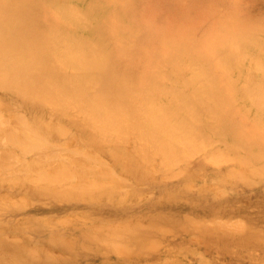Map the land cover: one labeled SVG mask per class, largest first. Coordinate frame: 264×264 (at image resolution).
<instances>
[{
  "label": "bare ground",
  "instance_id": "6f19581e",
  "mask_svg": "<svg viewBox=\"0 0 264 264\" xmlns=\"http://www.w3.org/2000/svg\"><path fill=\"white\" fill-rule=\"evenodd\" d=\"M244 1L0 0V190L17 183V192L46 195L40 209L30 203L34 212L77 202L90 224L89 239L69 242L57 233L34 245L27 223L1 221L26 200L16 208L0 204V263L62 257L76 264L102 255L105 245L116 264H129L132 244L133 263L164 264L167 252L146 253L142 239L98 222L101 208L109 214L101 206L126 199L148 205L140 190L167 182L182 188L163 202L178 197L186 205L196 182V199L214 196L208 176L230 185L243 167L264 171V18ZM74 215L66 235L82 231ZM150 215L155 229L182 223L186 236L194 231L187 216ZM220 217L204 229L208 248L232 243L242 255L253 245L264 249V214L248 217L244 231ZM258 232L263 237L251 242ZM189 247L185 241L183 250Z\"/></svg>",
  "mask_w": 264,
  "mask_h": 264
},
{
  "label": "rangeland",
  "instance_id": "374dc122",
  "mask_svg": "<svg viewBox=\"0 0 264 264\" xmlns=\"http://www.w3.org/2000/svg\"><path fill=\"white\" fill-rule=\"evenodd\" d=\"M242 5L248 7L249 9H254V17L256 19L264 18L263 0H246ZM246 168H248L249 170ZM252 168H255L257 171H255V169L253 170ZM247 171H250L251 173L253 171V173L249 174L250 172L248 173ZM259 172L264 175V171L257 168L256 165L243 167V169L238 171L239 174L236 175L241 179H238V182H234L230 185L221 184V182L218 181L217 176H208V179L205 181L206 187L214 191V196L202 201L196 199V194H198L201 190V183L196 182L195 184H192V187L196 188L191 189V191H189L186 196L189 198V202L186 205L184 204L185 202L178 197L174 198L171 202H163L165 197H168L169 195H172V197H174L173 193L181 192L180 190L182 188V184L177 185V183L167 182V184H165L164 186H157L155 187V189L144 193L141 189L140 193L137 194V196L146 194V201L148 205H146V203L144 204V202L139 203V200L134 201L135 203L129 199H126L127 201H111L105 206H101L105 207V209L108 210L109 214L107 216L106 213L101 212L103 210L101 208V210H99L98 212V222L100 219L105 218L106 221L110 222L109 224L111 226L114 225V228L117 224L116 229L118 226V228L122 231H128V236H130V238L142 239L143 245L146 248V253H152V248H155L157 250L155 256H157L160 252H167L168 256L163 260L164 264H264V249L262 245H253L251 247H248L247 254L242 255L241 253L243 252V250L232 243H229L227 245H220L215 249H210L202 240L204 229L216 226L214 223H216V221H218V219H220V216L222 215H226L228 217L229 224L232 225V229H240L244 231L248 225V217L256 218L259 215L264 214V176L262 177V175H258ZM244 176H247L248 180H246L247 177L244 178ZM256 177H258L259 179V184L253 186L247 184L248 182L252 181L251 179ZM21 185H23V183ZM17 186V183L15 184V186L4 185V187L0 190V204L9 205L12 206V208H16V203L22 205L26 200L24 202V205L25 203H27V207L25 206L24 208H22V210L17 211L18 214L8 215L4 217L1 220L2 222H4L3 224L13 226L18 222L27 223L23 225H27V228L30 232H25V235L29 238V240L32 241L34 245L44 244L45 242H42L43 240L57 233L60 234V236H62L65 241L69 242H71L72 240L79 241L90 238L88 234L89 232H85V230L90 227V224H88L86 219H83V210H81L83 208L79 209L78 207L72 206L73 203L77 202L69 203L60 201L56 205H53L49 212H43L41 210H37V212H34L32 208L34 206H31L30 203L35 204V206L39 208V206H43V204L47 201L46 195H40V197L44 199L38 200L31 195H28L26 192L24 193V187L20 192H17V189L20 188V186ZM3 195L5 196L3 197ZM10 199L14 201L13 203L15 206L11 205L12 201ZM20 199L21 201H19ZM240 206L241 209L239 211H236V207ZM161 210L167 213L176 212L178 214L187 216L188 223L194 225V231H192V234L186 236L183 233V230L185 228L182 223H158V228H153V225H155V223L152 222L150 214L160 213ZM76 211L80 213V216H78L76 220H78V222L83 225L82 231H76V234L74 235H66L64 231L71 233L70 231L66 230L68 228V226H66V221L70 220V218L77 217L75 215L73 216ZM215 213H219V217H216L214 215ZM34 224H36L37 226ZM79 225H77L76 227H78ZM36 227L41 228L38 233L33 232ZM99 227L102 228L98 230L97 234L102 235L101 233H103V226L97 225V228ZM62 233H64L65 236ZM112 236L110 235V238L107 237L108 241L111 242L119 240L117 238H112ZM235 236L239 237L238 235ZM261 237H263V235L258 232L254 237L251 238V242ZM185 241H187L190 245L187 251L183 250V244L185 243ZM258 241L261 242L262 240ZM141 246H139V250H141ZM101 247L102 250H104L102 255L98 253L97 257L91 258L89 256L76 264L118 263V256L114 252L108 250L105 245H102ZM127 247L130 248V251L127 248L129 252L126 251L127 253L125 254L127 255L125 257L130 261L129 264L162 263L156 261V259H154L155 261H152L151 263L144 262L145 260L141 261L140 263H133L138 259L136 253L134 252V250H137V246L129 244V246L127 245ZM32 248L31 250L27 251L28 254L30 253L29 258L31 259L35 257L33 256L34 254L30 252L34 249ZM137 252L140 254L139 251ZM50 253L55 254L56 252ZM57 254L61 253L58 252ZM199 255L202 256L198 257ZM52 256L54 255L52 254ZM205 259L207 261H205ZM69 260L62 259V257H55L52 258V262H50L49 264H63L68 263ZM188 260L190 262H188ZM0 262L2 261L0 260ZM19 262L20 261H16L11 264H22ZM0 264L7 263L5 262ZM28 264L39 263L36 262ZM70 264L75 263L70 262Z\"/></svg>",
  "mask_w": 264,
  "mask_h": 264
}]
</instances>
